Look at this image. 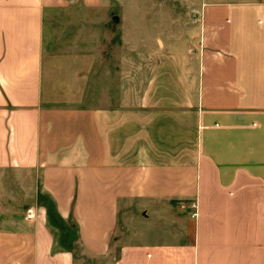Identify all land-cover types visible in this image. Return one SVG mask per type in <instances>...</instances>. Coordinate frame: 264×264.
I'll return each instance as SVG.
<instances>
[{"label": "crops", "instance_id": "0c3cea01", "mask_svg": "<svg viewBox=\"0 0 264 264\" xmlns=\"http://www.w3.org/2000/svg\"><path fill=\"white\" fill-rule=\"evenodd\" d=\"M0 264H264V0H0Z\"/></svg>", "mask_w": 264, "mask_h": 264}]
</instances>
